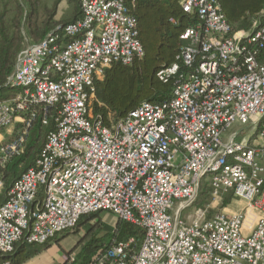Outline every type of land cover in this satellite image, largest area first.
I'll use <instances>...</instances> for the list:
<instances>
[{"label":"built area","instance_id":"obj_1","mask_svg":"<svg viewBox=\"0 0 264 264\" xmlns=\"http://www.w3.org/2000/svg\"><path fill=\"white\" fill-rule=\"evenodd\" d=\"M78 2V19L17 55L8 82L15 94L0 102V135L12 136L0 143V167L23 152L35 124L53 126L0 205V255L109 212L140 226L143 238L92 264H264V9L248 30L232 31L218 0H181L196 23L179 36V57L194 72L169 100L106 122L92 111L95 82L112 64L141 59L138 22L127 0ZM237 124L252 139L237 140ZM204 178L212 202L184 214ZM229 194L244 206L214 211Z\"/></svg>","mask_w":264,"mask_h":264},{"label":"trees","instance_id":"obj_2","mask_svg":"<svg viewBox=\"0 0 264 264\" xmlns=\"http://www.w3.org/2000/svg\"><path fill=\"white\" fill-rule=\"evenodd\" d=\"M218 1L232 31L248 30L253 17L264 9V0ZM62 2H66L63 13L58 11ZM180 2L127 0L138 22L142 57L131 65L112 64L105 70L103 79L95 82L96 99L92 103L95 115L102 116L108 122L110 114L112 120L119 122L143 102L159 104L169 100L176 84L194 72L195 65L187 66L179 57L183 46L179 36L194 25L196 19L182 11ZM80 15L78 0H55L53 7H49L45 0H0V102L15 94L8 82L21 50L27 44L40 43L46 33L75 21ZM174 65L178 68L175 75H170L166 81L161 80L158 74ZM52 128L51 120L46 126L35 124L29 132L23 152L0 167V205L5 202L13 182L34 166L46 142L47 133ZM206 185L201 195L208 194ZM232 199L231 194L224 196L220 205L225 207ZM101 215L94 213L81 217L73 229L65 234H77L79 239L74 249L64 254L67 261L62 264H92L95 257L114 245L126 243L130 238L135 240L132 247L140 246L144 234L140 226L116 219L113 229L101 235L105 228ZM83 229L85 231L81 234ZM53 242L57 243L58 238L44 245H28L20 241L15 244L13 253L0 255V264H27L41 249Z\"/></svg>","mask_w":264,"mask_h":264},{"label":"rangeland","instance_id":"obj_3","mask_svg":"<svg viewBox=\"0 0 264 264\" xmlns=\"http://www.w3.org/2000/svg\"><path fill=\"white\" fill-rule=\"evenodd\" d=\"M47 2V5L49 7H53V5L55 4V0H45ZM66 7V2H62L59 6H58V11H64ZM63 13V12H62ZM232 130H243V134L239 135L237 137V140H248V139H252L253 134L250 131V129L248 127H246L245 125H234ZM12 136L10 133H5L4 131L1 133L0 136V143H7L9 141H11ZM206 179L204 178L202 181V186L203 189L202 191L199 193L198 198L196 199V201L191 205V207H189L186 211H184V214H192L195 211V208H202L204 207V205L208 204L209 202H212V198L210 195V188L207 186V191L208 194L206 195H201V193L206 190L204 189V184H206ZM224 199V197L222 198ZM222 199L220 200V202H218L217 205H215V209L214 211H220V210H224L227 213H233L235 211H238L240 208H242L244 206V202L243 200H241L240 198H236V199H232L227 206L223 207L220 205V203L222 202ZM101 221L105 224L104 225V232L101 233V235L107 233L108 231H111L113 229V225L115 224L116 218L114 215H112L111 213L107 212V213H102L101 217H100ZM85 231V229L82 230V233ZM66 233L59 235L58 236V242L55 243L53 242L49 247L41 249V252L37 255V260L33 258V261H31L28 264H62L65 263L67 260L64 257L65 253L70 252V250L74 249L77 240L79 239V237L77 236V234H70V235H65ZM80 234V235H81ZM100 235V236H101ZM60 257V259H59ZM58 259V260H57ZM66 260V261H65ZM69 262V259H68Z\"/></svg>","mask_w":264,"mask_h":264},{"label":"crops","instance_id":"obj_4","mask_svg":"<svg viewBox=\"0 0 264 264\" xmlns=\"http://www.w3.org/2000/svg\"><path fill=\"white\" fill-rule=\"evenodd\" d=\"M9 131H10V130L4 131V132H5V133H9ZM0 136H1V135H0ZM57 238H58V237H57ZM34 259L37 260V256H35ZM59 259H60V257H59ZM57 260H58V259H57ZM31 261H33V260H31ZM31 261H30V262H31ZM30 262H28V263H30ZM28 263H27V264H28ZM35 264H36V263H35Z\"/></svg>","mask_w":264,"mask_h":264}]
</instances>
